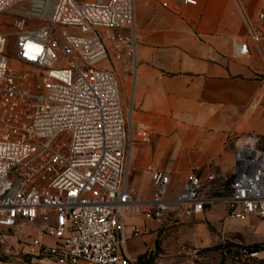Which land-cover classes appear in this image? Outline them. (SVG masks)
<instances>
[{
    "label": "built area",
    "instance_id": "1",
    "mask_svg": "<svg viewBox=\"0 0 264 264\" xmlns=\"http://www.w3.org/2000/svg\"><path fill=\"white\" fill-rule=\"evenodd\" d=\"M134 5L0 0L14 14L13 37L0 31V245L10 264H134L122 245L138 212L162 222L220 205L227 217H264V140L252 131L236 136L231 168L195 164L173 193L170 172L146 163L152 190L135 197L132 148L151 141L152 125H129L109 66L135 70ZM247 25L234 55L251 45L264 55V3Z\"/></svg>",
    "mask_w": 264,
    "mask_h": 264
},
{
    "label": "crops",
    "instance_id": "2",
    "mask_svg": "<svg viewBox=\"0 0 264 264\" xmlns=\"http://www.w3.org/2000/svg\"><path fill=\"white\" fill-rule=\"evenodd\" d=\"M263 3L170 0L164 6L158 0H135L134 111L137 120L152 125L143 159L170 172L172 193L195 164L214 159L219 168H231L235 135L264 133V55L253 45L249 55H234V42L246 35L247 19ZM261 46L264 52V40ZM251 218L240 219L242 229L262 240L264 217H255V223ZM234 219L220 205L162 222L138 212L127 218L123 252L134 264H220L199 257L181 260L180 250L187 241L201 243L200 234L213 242L216 230ZM0 264L10 261L1 258ZM24 264L46 262L27 257Z\"/></svg>",
    "mask_w": 264,
    "mask_h": 264
},
{
    "label": "rangeland",
    "instance_id": "3",
    "mask_svg": "<svg viewBox=\"0 0 264 264\" xmlns=\"http://www.w3.org/2000/svg\"><path fill=\"white\" fill-rule=\"evenodd\" d=\"M13 16V12L8 9L0 12V31H5L11 34L9 36L10 38L13 37ZM37 20L42 21V19ZM32 22L33 21H28L27 25H32ZM109 66L112 68L117 77L123 111L130 125L131 116L134 121L137 120L136 112L134 111L136 110V106L133 99L134 72L131 67H124L120 63V61H113ZM237 135L233 137V145ZM260 135L264 140V133ZM147 144L148 143L144 141L137 140L133 144L132 148L133 155L131 159L129 179L133 190L135 191V197L137 199L148 197L152 190V184L150 181L149 174L144 169L146 160L143 159V147L149 146ZM210 161L215 160L212 159ZM228 182L229 176L227 179V184ZM256 218L252 217L251 223H255ZM238 219L239 218L234 219V221L229 224H224L223 230H216V232L218 233V237H213V242L207 240L208 236H206V234H200L201 237H203L201 243L197 242L196 244H192L188 241L185 242L183 244L182 249L180 250V254L181 256H183L181 260L185 261V258L199 257L200 259H206L220 264H264V247L259 250H253L250 248L243 247L244 245L248 246L253 242H258L264 245V236H260L262 240L256 241L252 234L242 229L243 226L240 223L241 220ZM262 226H264V224ZM262 226H258L257 229H262ZM208 229L209 235L214 236L215 230L212 229L211 225L209 224ZM250 252L256 253L252 254ZM5 254L6 253L3 247H1L0 245V259L2 258V260H4V258L6 257Z\"/></svg>",
    "mask_w": 264,
    "mask_h": 264
},
{
    "label": "trees",
    "instance_id": "4",
    "mask_svg": "<svg viewBox=\"0 0 264 264\" xmlns=\"http://www.w3.org/2000/svg\"><path fill=\"white\" fill-rule=\"evenodd\" d=\"M246 246L247 245H244L243 247L244 248H250V249H253V250H259V249H262L264 247L263 244L258 243V242H253L252 244L248 245L247 247ZM253 250H251V251H253Z\"/></svg>",
    "mask_w": 264,
    "mask_h": 264
},
{
    "label": "bare ground",
    "instance_id": "5",
    "mask_svg": "<svg viewBox=\"0 0 264 264\" xmlns=\"http://www.w3.org/2000/svg\"><path fill=\"white\" fill-rule=\"evenodd\" d=\"M133 151V150H132ZM131 157H132V153H131Z\"/></svg>",
    "mask_w": 264,
    "mask_h": 264
}]
</instances>
